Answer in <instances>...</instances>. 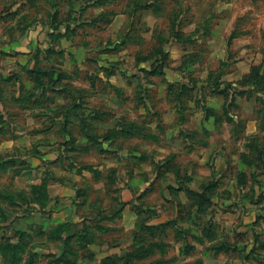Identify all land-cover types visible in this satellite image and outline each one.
I'll list each match as a JSON object with an SVG mask.
<instances>
[{
	"label": "rangeland",
	"instance_id": "obj_1",
	"mask_svg": "<svg viewBox=\"0 0 264 264\" xmlns=\"http://www.w3.org/2000/svg\"><path fill=\"white\" fill-rule=\"evenodd\" d=\"M0 264H264V0H0Z\"/></svg>",
	"mask_w": 264,
	"mask_h": 264
},
{
	"label": "crops",
	"instance_id": "obj_2",
	"mask_svg": "<svg viewBox=\"0 0 264 264\" xmlns=\"http://www.w3.org/2000/svg\"><path fill=\"white\" fill-rule=\"evenodd\" d=\"M8 52H5V54H7ZM29 69V68H28ZM28 69H26L27 71H28ZM166 81H171V79H166ZM87 101V100H86ZM86 101H84V103L86 102ZM60 103H61V105L60 106H62V107H65V110H62L61 111V113H60V119H63V120H65L64 122L66 123V122H73L74 121V119H77V121L80 123V125H82V127H83V133H82V135H81V137L80 138H84V142H80L81 144H82V146H81V148L82 149H88L89 147H91V146H93V145H96L97 146V144H94V141L92 140L93 139V137L92 136H96V135H102L103 133H101V134H99L98 132H95V130H92L89 126H86L88 123V119L89 120H95V123L96 122H98L99 124H101V123H104L105 121H103V120H100V118L99 119H97V117L98 116H96V114L95 113H91L90 115H83L82 113H81V109L83 108V110H84V106H86L84 103H83V101L81 102V101H73L72 103H69V104H67L66 102H63V101H60ZM74 104H76L77 105V109L75 110H70L69 109V106H72V105H74ZM175 104L176 105H174L175 106V109L177 110L178 109V107H180L179 105H178V103L177 102H175ZM106 106H109L108 104H106ZM213 108V107H212ZM87 111H89V109L87 110ZM103 111H105V110H103ZM102 113V112H101ZM106 114V113H105ZM94 115H95V117H94ZM99 117H101V116H99ZM102 117H103V115H102ZM214 117V116H213ZM58 118V119H59ZM212 117H210V118H208V120H210ZM96 119H97V121H96ZM173 121H172V123L173 122H175L176 121V116L175 115H173V119H172ZM197 119L195 120V123H196V127H197V129L200 131V128L202 129V124L201 123H197ZM202 122H206V120L205 119H203L202 120ZM214 122V125H213V127H207V129H208V131H212V132H210L211 133V135H210V138L209 139H211V138H213L214 137V135H213V133H216V134H220L221 135V130H220V128H219V125H216V124H218V123H216V121L214 120L213 121ZM69 124V123H68ZM99 124H96V127H97V125H99ZM248 127H250V125L248 124L247 125V128ZM256 127V125H255V123H253V125H251V130L250 131H248V132H254V128ZM181 128L183 129V127H182V125H181ZM118 129H120V127H118ZM51 131V130H50ZM71 131H72V129H70V128H68V131L67 130H64V131H62L63 132V134H64V136H66L67 138H69V136H68V134L69 133H71ZM184 131V130H183ZM68 132V133H67ZM45 133H43V135H44ZM40 135V134H39ZM39 135H38V137H39ZM48 136V137H47ZM55 135H53V137H54ZM99 136H97V137H99ZM49 138L50 136L49 135H44V136H41L40 138ZM225 137H227V135H224L223 136V138H225ZM92 142V143H91ZM106 141H102L101 143H99V145H100V148H104V149H110L109 147H108V144L107 143H105ZM198 143H190V142H188V144H185L184 145V148H183V151H185V152H187L188 150H191V149H197L198 148ZM209 147H211V148H214V143L213 142H210L209 143V145H208ZM43 157H44V155H42ZM43 160H44V158H42ZM79 170H80V168H79ZM87 170H89L90 172H92V174H95V173H97V174H99V178H101V175H102V171L100 170V168H98V166H92V168H90V169H87ZM80 172V171H79ZM50 187H52V189L55 187V184H53L52 186L50 185ZM65 189L66 190H69L70 191V188L69 187H65Z\"/></svg>",
	"mask_w": 264,
	"mask_h": 264
},
{
	"label": "trees",
	"instance_id": "obj_3",
	"mask_svg": "<svg viewBox=\"0 0 264 264\" xmlns=\"http://www.w3.org/2000/svg\"><path fill=\"white\" fill-rule=\"evenodd\" d=\"M165 57H167V55L165 56ZM36 72H38V73H41V70H37ZM59 74V76L58 77H63V75L62 74H60V73H58ZM107 77H109V73H107ZM120 91L121 90H119L118 92L120 93ZM177 103H178V105L180 106V107H178V108H181L182 107V103L181 102H179V101H177ZM69 109L70 110H76L77 109V105L76 104H74V105H72V106H69ZM208 109H210V110H212V113L214 114L215 112H214V110L212 109V108H208ZM126 125H129V128H125V126H123V125H121V124H118L117 126H116V128L115 129H112V130H109L106 134H103V136H101V137H97V136H92L93 137V139L92 140H94L95 142H98V144L99 143H101V141H106V140H108V135H110V134H112V133H115V132H117V133H119L120 131H122V133L124 134V135H126V136H131V135H133L134 134V132H133V130L132 129H134V128H144V126H141V124H137V123H135V122H127V123H125ZM118 127H120V129H118ZM133 132V133H132ZM99 139V140H98ZM95 142H94V144H95ZM92 143V142H91ZM90 168H92V166H86V167H84V169H90ZM74 222L72 221V220H66L65 222H62L61 224H59L57 227H56V229L54 230V233L56 234V236L57 237H63V235L65 234V233H68V235H70V233H71V235L70 236H65V238H64V240L67 242V241H69V240H71V238H72V236H73V234H72V227H73V224Z\"/></svg>",
	"mask_w": 264,
	"mask_h": 264
}]
</instances>
